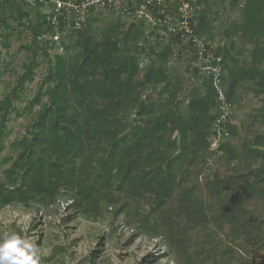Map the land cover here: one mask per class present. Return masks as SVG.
Here are the masks:
<instances>
[{
	"label": "trees",
	"instance_id": "trees-1",
	"mask_svg": "<svg viewBox=\"0 0 264 264\" xmlns=\"http://www.w3.org/2000/svg\"><path fill=\"white\" fill-rule=\"evenodd\" d=\"M238 1L232 0V5ZM43 9L45 4L39 1L0 3L4 23L9 14L19 22L36 16L35 55L41 36L51 30ZM207 25L206 16L201 17L199 32L206 31ZM134 28L124 31L121 24L111 26L98 42L87 31L77 32L74 46L82 50L79 59L55 57L54 70L25 109L30 112L35 105L42 106L20 143L23 151L5 171L7 181H0V209L34 204L50 208L65 195H71L72 207L87 217L103 215L102 208H116L120 214L126 212L127 221L135 222L134 230L152 240H166L178 264H231L236 247L225 243L222 233L226 230L243 238L253 250L264 249V220L246 208L257 189L264 194V137L247 144L242 155L227 143L219 145V152H225L232 162L239 161L245 172L214 175L208 183L218 202L208 211L204 200L185 188L184 181L190 174L186 165L210 150L216 134L212 128L218 94L213 81L205 83L204 96L198 91L191 94L186 115L172 103H154L150 97L143 100L148 86L166 85L171 78L164 67L142 73L129 45ZM232 30L244 38H264V0H247L245 20ZM67 44L62 42L63 47ZM45 45L46 51L54 48L49 41ZM260 51L262 62L254 61L250 68L233 61L236 73L226 89L227 102L235 101L243 82L254 83L258 94L264 95V50L257 47L255 53L258 56ZM167 54L162 57L166 59ZM26 83V78L21 80L14 96ZM42 97H48V103ZM15 110L9 95L0 106V142L6 136L8 116ZM129 112H136L134 127L120 117ZM167 136L175 138L168 141ZM169 149L178 153L170 157ZM237 181L242 182L240 186H235ZM118 192L123 199L115 198ZM106 199L109 204L104 205ZM210 216L221 237L199 243V229H195L207 228L209 233Z\"/></svg>",
	"mask_w": 264,
	"mask_h": 264
},
{
	"label": "rangeland",
	"instance_id": "rangeland-1",
	"mask_svg": "<svg viewBox=\"0 0 264 264\" xmlns=\"http://www.w3.org/2000/svg\"><path fill=\"white\" fill-rule=\"evenodd\" d=\"M81 1L87 3L88 0ZM246 2L239 0L232 5V0H205L198 4L200 8L195 6L194 12L189 14H180L181 0H117L106 6L92 4L94 6L89 9L90 25L78 33L87 31L93 41L98 42L111 26L121 24L125 27L124 31L135 26L131 34L133 41L129 45L133 49L132 55L138 58L142 73L164 67L171 78L166 85L148 86L142 99L150 97L154 103H172L186 115L189 98L194 91L204 96V85L209 79H212L216 89L215 75H221L220 88L226 93L236 73L234 60L248 68L254 61L262 62V52L256 56L255 50L257 47L264 50V38L256 41L232 30L234 24L244 22ZM42 13L47 20V9H43ZM203 16H206L208 25L207 30L200 33L199 19ZM2 18L0 12V106L7 96L12 95L16 108L8 116L6 136L0 142V181L5 182V171L23 151L20 143L28 127L37 120L42 106L35 105L30 112L25 109L36 99L41 86L54 70L55 57L61 55L69 61H77L82 50L74 46L78 40L76 32L64 37V42L68 44L63 50L54 44V48L49 47L46 51L45 44L51 41L49 34H45L39 40L35 55L36 16L33 14V20L26 18L19 22L9 14L6 23L2 22ZM220 50L223 54H219ZM167 51L169 54L165 59L162 54ZM25 78L27 83L23 90L14 96ZM43 101L48 103V97H44ZM71 104L76 106V100H72ZM226 105L228 115L217 107L218 104L213 110L217 119L221 118L224 122L217 126L214 124L212 128L214 133L218 129L221 131L219 142L212 145L208 152L197 155L185 167L190 174L185 178L184 187L201 197L208 211L218 202L208 183L214 175L223 172L227 176L233 173L237 176L245 172L240 168L239 161L232 162L225 152H219V145L227 143L238 155H242L247 144L264 137V95L258 94L254 83H241L235 101ZM2 114L0 111V120ZM224 116L227 118L224 119ZM120 117L124 124L135 126L136 112L121 114ZM172 138L175 137L167 136L168 141ZM177 153L173 149L167 151L170 157ZM253 182L254 179L250 178L249 183ZM241 183L237 181L235 186ZM123 197L121 192L115 196L116 199ZM103 204H109L108 199ZM72 206L71 195H65L50 208L37 204L1 208L0 241L7 234L18 233L36 251L40 258L38 264H178L179 259L170 250L167 241L163 238L152 240L141 230H134L135 222L126 220V212L120 214L116 208H102L103 215L87 217L76 212ZM246 208L264 220V194H261V189L251 195ZM212 220L210 216L212 227L209 233L207 228L195 229H199V243H212V236L221 235ZM222 237L226 244L236 247L235 253L230 256L231 264H264V249L253 250L243 238L230 235L228 230L222 233Z\"/></svg>",
	"mask_w": 264,
	"mask_h": 264
},
{
	"label": "built area",
	"instance_id": "built-area-1",
	"mask_svg": "<svg viewBox=\"0 0 264 264\" xmlns=\"http://www.w3.org/2000/svg\"><path fill=\"white\" fill-rule=\"evenodd\" d=\"M32 3L39 1L45 4L47 9V23L50 27L49 40L52 44H56L63 50L62 42L64 37L67 38L73 33L85 30L89 24V9L92 4H102L104 6L108 3L117 2V0H88L87 3L81 0H28ZM205 0H181L179 12L180 14L193 13L194 8H200L198 4ZM211 1V0H206ZM221 85V75H215V87L218 92V108L228 115L227 99L225 92ZM227 117L224 116V119ZM224 123L221 118L217 119L215 126ZM221 127V126H218ZM213 136L212 145H216L217 141L222 137L221 131L218 129ZM218 147V146H217Z\"/></svg>",
	"mask_w": 264,
	"mask_h": 264
},
{
	"label": "clouds",
	"instance_id": "clouds-1",
	"mask_svg": "<svg viewBox=\"0 0 264 264\" xmlns=\"http://www.w3.org/2000/svg\"><path fill=\"white\" fill-rule=\"evenodd\" d=\"M39 259L32 245L16 232L0 241V264H38Z\"/></svg>",
	"mask_w": 264,
	"mask_h": 264
}]
</instances>
